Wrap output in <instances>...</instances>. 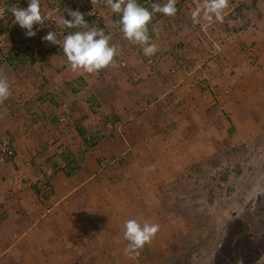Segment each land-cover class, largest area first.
Here are the masks:
<instances>
[{"label": "crops", "instance_id": "0c3cea01", "mask_svg": "<svg viewBox=\"0 0 264 264\" xmlns=\"http://www.w3.org/2000/svg\"><path fill=\"white\" fill-rule=\"evenodd\" d=\"M58 1L40 0L53 19L34 25V37L13 17L0 20V78L10 84L0 102V148L8 142L15 151L0 165V264H122L135 257L124 224L142 225L133 209L140 195L159 189L148 182L162 176L155 169L160 146L179 144L173 104L181 97L167 105V95L185 87L167 83L165 67L175 65L159 37L150 40L156 53L145 56L103 11L97 28L111 36L117 55L97 72L73 71L62 49L42 40L73 31L56 19H69L65 9L80 0L52 4ZM11 5L27 8L28 0ZM85 20L92 25L93 18ZM260 35L254 48L263 64Z\"/></svg>", "mask_w": 264, "mask_h": 264}, {"label": "rangeland", "instance_id": "374dc122", "mask_svg": "<svg viewBox=\"0 0 264 264\" xmlns=\"http://www.w3.org/2000/svg\"><path fill=\"white\" fill-rule=\"evenodd\" d=\"M138 2L150 8L163 0ZM204 2L175 0L174 15L156 14L148 25L151 39L159 37L174 60L164 70L167 83L185 91L166 99L171 105L181 97L173 104L179 144L160 146L155 169L162 176L148 182L159 189L140 195L133 209L158 231L122 264H264L263 251L254 252L247 237L238 241L243 220L256 227L253 215L264 210V63L254 48L257 30L264 32V0H227L219 20L193 22L192 11ZM72 4L95 27H101L99 11L109 14L111 27L122 32L105 0Z\"/></svg>", "mask_w": 264, "mask_h": 264}, {"label": "clouds", "instance_id": "9594fccd", "mask_svg": "<svg viewBox=\"0 0 264 264\" xmlns=\"http://www.w3.org/2000/svg\"><path fill=\"white\" fill-rule=\"evenodd\" d=\"M112 12L119 14L118 23L124 37L131 43L141 47L145 56L156 53L155 44L150 42L148 25L156 14L172 16L176 13L175 0L151 3V7L142 6L138 0H105ZM227 6V0H205L202 6L198 5L191 13L193 22L198 18L217 20L221 18V10ZM69 19L62 14L56 19L58 25L73 31L57 39L55 31L48 32L42 37L43 41L51 42L62 49L73 71L84 70L88 73L97 72L113 63L117 55L118 46L110 44L111 36L106 35L102 29L89 25L85 14L79 10L65 9ZM11 13L14 23L26 30L27 37H34L37 30L34 25L45 26V22L53 19V12H42L40 0H28L27 8L17 5L2 7L0 15ZM92 15V12L88 13ZM153 28V32H155ZM10 84L7 79L0 78V102L8 99ZM159 226L147 222L142 225L135 219H129L124 224V238L128 241V250L135 252L151 240L157 233Z\"/></svg>", "mask_w": 264, "mask_h": 264}, {"label": "flooded vegetation", "instance_id": "af4514ba", "mask_svg": "<svg viewBox=\"0 0 264 264\" xmlns=\"http://www.w3.org/2000/svg\"><path fill=\"white\" fill-rule=\"evenodd\" d=\"M257 209V208H256ZM256 223V227L253 225V222H249L247 220H243L241 232L238 235V241H242L245 239V243H250L251 249L254 252H264V210L260 211V209L256 210V214L253 215Z\"/></svg>", "mask_w": 264, "mask_h": 264}, {"label": "built area", "instance_id": "2783aa9c", "mask_svg": "<svg viewBox=\"0 0 264 264\" xmlns=\"http://www.w3.org/2000/svg\"><path fill=\"white\" fill-rule=\"evenodd\" d=\"M10 13L0 15V20H8L10 18ZM15 158V151L8 142H3L0 148V165L7 163Z\"/></svg>", "mask_w": 264, "mask_h": 264}]
</instances>
